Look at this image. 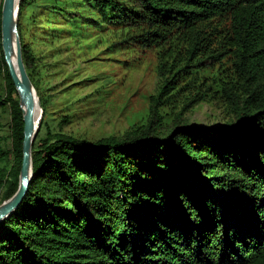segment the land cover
<instances>
[{"label": "trees", "instance_id": "1", "mask_svg": "<svg viewBox=\"0 0 264 264\" xmlns=\"http://www.w3.org/2000/svg\"><path fill=\"white\" fill-rule=\"evenodd\" d=\"M34 1H20L19 34L39 90L43 66L22 26L34 21L25 14ZM40 1L70 31L80 23L83 36L119 33L115 47L157 49L160 85L144 123L93 141L51 128L40 96L33 177L0 223V264H264V0ZM3 2L0 107L11 110V148L0 135V205L19 189L24 141L2 47ZM205 102L227 106L231 120L184 122Z\"/></svg>", "mask_w": 264, "mask_h": 264}, {"label": "rangeland", "instance_id": "2", "mask_svg": "<svg viewBox=\"0 0 264 264\" xmlns=\"http://www.w3.org/2000/svg\"><path fill=\"white\" fill-rule=\"evenodd\" d=\"M67 6L74 0H60ZM1 2V0H0ZM40 0L25 11L26 41L43 68L37 95L46 101V120L55 131L87 140L122 138L135 125L145 122L149 96L157 93L158 50L115 47L122 38L113 30L71 29L63 16L50 15ZM77 6V5H76ZM83 10V9H82ZM80 11V8H79ZM84 14L93 15L86 10ZM80 15L71 21L80 20ZM35 21L37 24H35ZM51 22L52 27L47 24ZM19 25V24H18ZM51 28H56L53 31ZM74 28V27H73ZM84 39H82V38ZM6 82L0 71V96H6ZM35 87V86H34ZM172 114L175 118V114ZM232 113L222 103H202L184 116V122L216 126L231 120ZM11 110L0 107V135L11 148ZM3 191L0 193V202Z\"/></svg>", "mask_w": 264, "mask_h": 264}, {"label": "water", "instance_id": "3", "mask_svg": "<svg viewBox=\"0 0 264 264\" xmlns=\"http://www.w3.org/2000/svg\"><path fill=\"white\" fill-rule=\"evenodd\" d=\"M19 8L16 0H4L2 7L1 31L2 47L5 62L9 69L10 77L17 90L20 107L23 111L24 122V141H23V159L20 172V186L16 194L8 201L0 205V223L10 217V215L20 206L25 198L33 177L32 173V147L36 136L40 130L43 108L40 98L27 72L19 34ZM15 33V38H14ZM14 46L16 51L17 70L12 66V56L14 55ZM36 99H38L39 109L41 111L38 119L39 124L36 129L35 112Z\"/></svg>", "mask_w": 264, "mask_h": 264}, {"label": "bare ground", "instance_id": "4", "mask_svg": "<svg viewBox=\"0 0 264 264\" xmlns=\"http://www.w3.org/2000/svg\"><path fill=\"white\" fill-rule=\"evenodd\" d=\"M20 1L21 0H16L17 4H20ZM14 38H15V33H14ZM11 64L17 70L15 46H14V55L12 56ZM40 114H41V111L39 109L38 99H36V112H35V120H36L35 126H36V129H37L38 124H39L38 119L40 117Z\"/></svg>", "mask_w": 264, "mask_h": 264}]
</instances>
